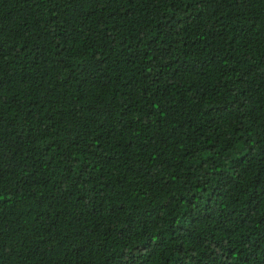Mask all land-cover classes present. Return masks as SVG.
<instances>
[{
	"label": "trees",
	"instance_id": "16d2710c",
	"mask_svg": "<svg viewBox=\"0 0 264 264\" xmlns=\"http://www.w3.org/2000/svg\"><path fill=\"white\" fill-rule=\"evenodd\" d=\"M0 264H264V0H0Z\"/></svg>",
	"mask_w": 264,
	"mask_h": 264
}]
</instances>
